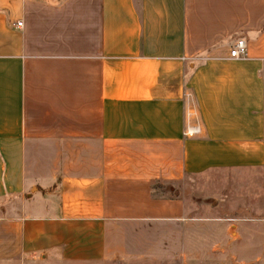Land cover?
Wrapping results in <instances>:
<instances>
[{"label":"crops","instance_id":"crops-1","mask_svg":"<svg viewBox=\"0 0 264 264\" xmlns=\"http://www.w3.org/2000/svg\"><path fill=\"white\" fill-rule=\"evenodd\" d=\"M206 170L259 175L264 239V0H0V264L131 260Z\"/></svg>","mask_w":264,"mask_h":264},{"label":"rangeland","instance_id":"rangeland-1","mask_svg":"<svg viewBox=\"0 0 264 264\" xmlns=\"http://www.w3.org/2000/svg\"><path fill=\"white\" fill-rule=\"evenodd\" d=\"M260 182L257 174L242 177L225 170H206L188 174L181 181L162 182L165 188L156 193L182 197L186 220L141 227L131 260L93 264H263L264 239L258 226L243 225L237 218L227 219L232 214L241 215L244 205L257 204ZM145 248L147 253L142 255ZM31 264L55 263L37 258Z\"/></svg>","mask_w":264,"mask_h":264},{"label":"built area","instance_id":"built-area-1","mask_svg":"<svg viewBox=\"0 0 264 264\" xmlns=\"http://www.w3.org/2000/svg\"><path fill=\"white\" fill-rule=\"evenodd\" d=\"M22 22H18V25H21ZM246 52V41L245 39H238L234 45V47L231 49V56L233 57H241L242 55H244ZM198 131V127H189L186 130V134L187 135H193L194 133H196Z\"/></svg>","mask_w":264,"mask_h":264},{"label":"trees","instance_id":"trees-1","mask_svg":"<svg viewBox=\"0 0 264 264\" xmlns=\"http://www.w3.org/2000/svg\"><path fill=\"white\" fill-rule=\"evenodd\" d=\"M161 183L162 182H160V181H157V182H155L154 184H153V189H160V188H162L163 187V185H161ZM163 188H165V187H163Z\"/></svg>","mask_w":264,"mask_h":264}]
</instances>
